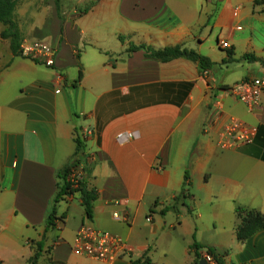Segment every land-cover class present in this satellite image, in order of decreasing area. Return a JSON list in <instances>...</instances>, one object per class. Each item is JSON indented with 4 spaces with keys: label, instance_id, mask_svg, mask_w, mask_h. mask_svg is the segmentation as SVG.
<instances>
[{
    "label": "crops",
    "instance_id": "obj_1",
    "mask_svg": "<svg viewBox=\"0 0 264 264\" xmlns=\"http://www.w3.org/2000/svg\"><path fill=\"white\" fill-rule=\"evenodd\" d=\"M58 4L20 0L13 16L19 43L52 46L54 67L14 54L0 37V263L37 255L35 264H192L196 243L202 258L211 249L225 264H264V228L242 243L235 235L237 207L264 213V89L253 110L230 93L242 80L264 79V3ZM176 46L211 66L158 61L145 49ZM231 118L257 128L252 144L222 146ZM76 136L97 196L92 216L74 194L55 204L48 227ZM86 222L120 237L128 253L103 262L73 253Z\"/></svg>",
    "mask_w": 264,
    "mask_h": 264
},
{
    "label": "trees",
    "instance_id": "obj_2",
    "mask_svg": "<svg viewBox=\"0 0 264 264\" xmlns=\"http://www.w3.org/2000/svg\"><path fill=\"white\" fill-rule=\"evenodd\" d=\"M18 0H0V24L6 27L3 32H1L0 37L2 39H9L10 41V49L14 54L19 55V33L16 27V24L13 21L14 11L17 5ZM56 6L58 7L59 0H55ZM256 4L264 3V0H254ZM146 53L149 58L158 60V61H169L171 59L176 58H186L192 61H196L199 63L200 68L204 71L208 69L211 64L207 58L196 54L193 51H188L186 49H182L180 47H168L161 50H151L149 48H145ZM246 58H250L251 56H245ZM261 65L264 68V61H261ZM75 142V152L70 163L61 170L57 177L59 182L57 184L58 191L56 197L54 199V207L51 213L47 218V226L54 227V212H55V204L60 200H63L65 197L72 196L74 194H78L81 200V206L84 210V214L87 219H91L92 216V204L96 200V192L93 189H89L87 187V176L90 172V168L88 165V157L84 152V144L83 140L76 136L74 138ZM81 166V176L80 180L77 181L76 184H73L69 176L72 172L78 167ZM185 179L187 180V175H185ZM183 191L180 195L174 198L172 204L168 207V210L175 211V204L179 201L180 196H183ZM236 218L238 220L237 226L235 229L236 240L240 243L246 241L250 238L254 233L258 230L264 228V213H260L256 210L245 209L242 207H237L235 209ZM192 250L195 253V259L192 264H199L200 260L204 258L200 257L197 253L199 249V245L193 243ZM206 254L211 256L214 264H225L222 256L218 255L211 249H207ZM37 260V255H34L30 259V264H35ZM1 264V263H0ZM130 264H149L148 259L144 258L143 260H137L130 262Z\"/></svg>",
    "mask_w": 264,
    "mask_h": 264
},
{
    "label": "built area",
    "instance_id": "obj_3",
    "mask_svg": "<svg viewBox=\"0 0 264 264\" xmlns=\"http://www.w3.org/2000/svg\"><path fill=\"white\" fill-rule=\"evenodd\" d=\"M220 47L226 49L229 46L226 42H221ZM19 55L47 68H52L55 65L56 50L42 41H22L19 45ZM263 89L264 79L249 78L233 85L230 93L248 110H253L259 105ZM256 134V127L248 126L231 118L224 131L222 146L233 148L252 144ZM131 136V134H120L117 139L122 141ZM81 174V166H78L69 176L70 181L76 184L80 180ZM113 218L120 222L127 221L125 215L113 214ZM71 249L77 255H84L100 262L111 261L128 253L127 247L120 237L98 230L88 222L80 226L72 241ZM203 260L206 264H214L211 256L207 254Z\"/></svg>",
    "mask_w": 264,
    "mask_h": 264
},
{
    "label": "water",
    "instance_id": "obj_4",
    "mask_svg": "<svg viewBox=\"0 0 264 264\" xmlns=\"http://www.w3.org/2000/svg\"><path fill=\"white\" fill-rule=\"evenodd\" d=\"M199 264H206L205 260H200Z\"/></svg>",
    "mask_w": 264,
    "mask_h": 264
},
{
    "label": "rangeland",
    "instance_id": "obj_5",
    "mask_svg": "<svg viewBox=\"0 0 264 264\" xmlns=\"http://www.w3.org/2000/svg\"><path fill=\"white\" fill-rule=\"evenodd\" d=\"M18 1H20V0H18ZM18 1H17V3H18ZM46 1V0H45Z\"/></svg>",
    "mask_w": 264,
    "mask_h": 264
}]
</instances>
